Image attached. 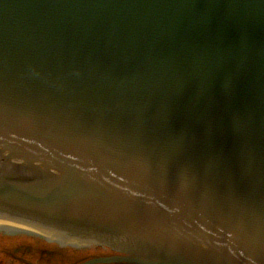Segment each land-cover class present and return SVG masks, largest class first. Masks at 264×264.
I'll return each instance as SVG.
<instances>
[{
	"label": "water",
	"instance_id": "95a60500",
	"mask_svg": "<svg viewBox=\"0 0 264 264\" xmlns=\"http://www.w3.org/2000/svg\"><path fill=\"white\" fill-rule=\"evenodd\" d=\"M136 1H138V5H145L146 2H151L150 0ZM161 1L164 3H169V0ZM231 1L234 0H221V2ZM253 2L255 3V6L258 7V1L254 0ZM47 4H49V6H47ZM55 4L64 7L69 4L71 6L74 5V7L76 5L78 6V11H82V16L76 24H73L76 22L73 18L75 14V8L73 7L71 8L72 12L69 14V16L62 19L60 22V27L65 29L64 33H62L60 29L58 30L57 27H53V30H48L52 34H46L45 38H51V40L48 41V44L53 47L47 48L51 49L55 53V55H53L51 59L46 58L44 61L38 60L35 50L31 51L30 59L28 56L20 55L19 60L22 63L23 68L16 71L21 73L18 76V74L14 73V70L17 67L16 60L12 58L6 51L0 54V65H8L6 74L4 73V75H2L0 73V79L3 78L4 83L3 87V83L0 82V99L1 95L4 94V97H6L5 99L8 100L6 104L8 105V108L10 110L11 117L16 118L17 109H14L13 100L10 98L14 94L9 91L8 88L5 89L9 82H15L18 85L19 90L31 89L30 94L32 95V97L40 100V98L42 97L39 93H37V91L39 92L40 88H38V86L45 87V90L48 92L56 90L57 88L61 89L62 82L65 81L66 76H73L75 85L68 90V93L65 88L64 90L55 91V93L56 95L70 96L72 98L81 99L83 111H87L88 115L96 116V122L94 124L96 140L99 139L101 135L105 140L106 134H108L112 138H114V140L118 141L121 147L125 148L129 147L132 144L134 131L130 129L131 124L138 127L142 125L141 127H143L145 134L149 133V129H151L150 124H152V129L150 130L151 133L154 129V122L158 120L151 113L150 115L147 114L145 116L136 115L135 117H131L130 119L128 118L124 122L122 120V123H120V120H118V122H115V119L117 120V118L111 115V111L114 110L118 113L119 111L123 112L124 108H127L126 113L129 115L132 113H139L141 111H144V103L134 102L133 97H128L127 100L121 103L119 102L117 103V105H114L113 102L108 101L105 106L101 96L104 94L108 95L111 91H115V88L111 87V90L108 88L106 82L103 80L104 75L101 71L94 70L93 73L92 71L85 69L90 63L97 64L100 58L102 59L100 63L103 61L106 62L107 60H111L109 56L106 55V57L103 55V53H106L103 51V48H106L107 50H110L116 54L119 48L118 45L120 43V39L122 37L125 38L124 44L127 45L125 52L130 53L132 51L131 47L134 48L135 50L131 52V58H136L135 62L138 66H142L146 63L147 73L137 75L136 78L140 82H136L130 70L128 68H124L125 66H123L122 64L123 67H121L122 69L120 68V70L118 71V78L115 80V83L119 86L118 92L131 94V92L135 89L145 90L151 87L154 80L151 72H154L156 74V80H160L162 75L165 76L164 81L166 86H184L172 88L173 91L182 92V94L184 92L194 97L202 95L200 87L195 89L197 83L190 84V81L182 76L183 74H185L186 76H191L193 79H197L192 69L189 72L185 70L177 72L174 77L173 74L166 72V70H159L153 64L150 58V55H152L154 52V46H158L157 51L167 56V62L169 66H172L174 68L183 66L182 58L185 54V48L183 45L181 47L180 44H185L184 39L189 38V35L183 38L180 34L172 33V31H174L175 33L178 31H182L181 25L185 19L184 14L187 13L182 4H177L181 11L177 8H174L169 20L162 13L160 16L157 15L150 22L146 23L144 19L138 18L139 15H133V17L126 16L124 18L119 13L117 14V12H115V10H113L112 8L116 7V5L109 2V0H0V21L3 27L9 28L7 30H12L14 32H19L21 30L33 31V27L38 25V18H40V16L37 15L36 12L38 10H41L38 11V14H45L48 12L50 13V10L47 9V7L52 8V5ZM2 5H7L9 7V14L7 8L5 6L1 7ZM36 6L39 7L35 8ZM136 7H138L137 9L139 10L141 9L140 6L136 5ZM110 8L112 9L110 10ZM258 10H260V7H258ZM226 13L230 15L229 12ZM6 14L8 15L5 16ZM236 15L237 14H235V16ZM160 18L165 20H160ZM90 26L93 27L91 28ZM235 27L239 30L243 29V27L240 25H237ZM5 28H1V30ZM80 34L81 36H79ZM205 34L208 33H202V35H194L192 38H197L204 41V38H206ZM101 38L105 40L104 44L100 42ZM167 39L172 40L175 45H178L176 47H181V49L177 51L176 54H168V50L165 49ZM95 42L98 45H95L96 47H91L89 51L88 46L91 44H95ZM110 42L115 43L110 45ZM43 43H45V41H43ZM257 48H259V45H251L247 47V50L253 51ZM78 50H82L81 72L75 71V66H80V63L78 61V59L80 58V53L78 52ZM206 50H208L207 47ZM107 54L112 57V64L114 66H120L119 64L115 63L116 57L112 53ZM61 57L63 61L67 62V64L64 65L65 68L67 67L66 75H64L63 67L60 66H55L54 71L51 72L50 64L55 60H61ZM162 64L165 65L166 62H163ZM140 69L144 70L141 67ZM3 70L5 71L6 68H4ZM119 78H121L122 81L125 80V83L120 82ZM130 78H132V80L136 82L135 87L128 82V79ZM49 86H51V88ZM157 89V92L160 93L158 96H162L164 98V100L160 101H151V104L153 103V106L157 107L158 109V112L156 114L157 117L167 123L170 122L171 118L173 117H177L176 120L179 121L183 120L186 109L182 108L181 103L179 101H175L172 98L171 92L169 90L164 91L165 88ZM53 93L54 91H52L50 95ZM166 97H171V99H168ZM38 100L35 101L37 102L38 107H40L44 111L45 116L47 115L49 117H52L50 116L48 111L49 105L42 104ZM87 105H89L90 107H88ZM190 105L193 107V104L191 102ZM126 113L125 116H127ZM121 116H119L120 119H122ZM141 117H150L151 120H142ZM158 124L159 128L162 130V134L166 135V137H169V129L160 120H158ZM170 125L172 126V122H170ZM150 133L148 140H150L151 137ZM0 136L9 140L14 139V136L5 132L0 133ZM66 150L70 152V149L67 147ZM72 150L74 151L75 149L72 148ZM59 157L63 158L62 156ZM64 159L66 158L64 157ZM143 178L144 183L147 184L151 191H147L146 193H148L150 197L156 199V201L153 203L158 204L160 203L159 201L163 203L167 202L166 199L160 197V194L165 197L172 196V199L169 200L167 204H169V206L173 209H178L183 213L181 219L176 220L177 223L184 224L185 220L191 222L194 218L200 219L201 216L197 213V211H201L202 207H200L201 203L200 200H198L197 189H191L189 186H187V182H184L183 185H164L160 180L151 178L148 175H144ZM180 181L183 182L182 179ZM137 192L140 191L137 190ZM142 193L140 192V194ZM0 199L4 202L5 205L9 207H15L19 210L21 209L26 211L37 209L45 210V213H49L50 215L54 214V212L51 211H61L69 209L73 211H109L113 212L115 215L118 214V216L142 220L143 222L155 228H157L159 224L158 219H161L164 222H172L173 220V217L170 214L160 215V213L148 211L150 208L145 210L143 208H140V206H137L136 204L130 205L129 202L124 200L99 201L93 197L89 198L87 196L66 194L65 192H62L58 186L52 183H47V185L41 184L36 187H32L31 185L22 187L14 186L8 193L0 194ZM192 199H196L199 203L193 201ZM178 200L181 201L182 204L178 203ZM249 201L247 202V205ZM175 203L179 206L175 205ZM261 207L264 208V204H262ZM258 209L259 206L258 204H255V201L254 203H251L250 207H247L244 210L238 209L239 211H236L237 215L240 216L237 223L238 229L240 228L246 231L249 225H251L256 228L257 233L264 235V211L260 210L261 212H259ZM222 211L224 212V214H226L228 212V208L225 207ZM244 222H247V224H245ZM0 226H11L33 230V228H31L30 226L7 218H0ZM20 236L31 238L26 235ZM31 239L40 240L37 238ZM231 246L237 251L241 250L242 252H247V248L237 241L232 240ZM90 248L101 249V247ZM103 248L109 251L106 247ZM253 255L255 258H258V255Z\"/></svg>",
	"mask_w": 264,
	"mask_h": 264
},
{
	"label": "rangeland",
	"instance_id": "374dc122",
	"mask_svg": "<svg viewBox=\"0 0 264 264\" xmlns=\"http://www.w3.org/2000/svg\"><path fill=\"white\" fill-rule=\"evenodd\" d=\"M29 240H32V239L23 237L20 235H17V236L6 235L0 232V264H43L44 262L42 263L40 261L41 256L39 255V252L41 251L40 250L41 248L39 247V245L45 242L40 241V240H36V242L32 243V244L35 243L37 247V251H38L37 256H39L38 259L32 257V259L27 258L23 260H16V258L14 257H7L8 255H6V253H7V250L9 249H11L12 251L16 249L18 250L26 249L27 250L28 245H32L31 243H29L30 242ZM46 244H48L49 248H51L52 250L55 249L58 252H63L65 249H68V250L71 249L69 246H64L63 248L59 247V245L55 243H52V244L46 243ZM98 250H100L101 252L103 251L102 249H97V248H88L87 250L85 249L84 251H82V261H80L78 264H86V263H89L90 261H93V259L98 258L99 256L97 257L94 256V252ZM106 252H109V251H106ZM59 257H60L59 262L56 261V262H52L51 264H71V261L69 262L67 259L61 258V256ZM66 261H68L69 263ZM72 264H76V262L74 261V263Z\"/></svg>",
	"mask_w": 264,
	"mask_h": 264
}]
</instances>
